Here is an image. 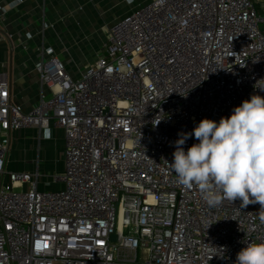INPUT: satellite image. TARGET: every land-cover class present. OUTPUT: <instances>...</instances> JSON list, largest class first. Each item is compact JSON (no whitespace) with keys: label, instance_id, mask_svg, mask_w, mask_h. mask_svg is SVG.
Listing matches in <instances>:
<instances>
[{"label":"built area","instance_id":"built-area-1","mask_svg":"<svg viewBox=\"0 0 264 264\" xmlns=\"http://www.w3.org/2000/svg\"><path fill=\"white\" fill-rule=\"evenodd\" d=\"M105 50L73 78L47 49L36 69L49 94L30 112L0 72V264H235L264 241L261 205L209 206L169 163L180 133L264 96L263 1L147 0ZM53 127L63 173L7 170L12 133Z\"/></svg>","mask_w":264,"mask_h":264},{"label":"crops","instance_id":"crops-1","mask_svg":"<svg viewBox=\"0 0 264 264\" xmlns=\"http://www.w3.org/2000/svg\"><path fill=\"white\" fill-rule=\"evenodd\" d=\"M146 2L0 0V72L9 75L12 100L24 112H30L41 95L49 94L36 69L41 60L49 58L47 49H52L53 54L65 63L73 78H79L101 56L111 26ZM5 7L6 12L3 13ZM11 149L19 161V164H10L8 156L7 170L11 172L38 171L42 175H51L60 174L65 169V135L61 128L16 131L12 133ZM54 150L57 152L55 160ZM43 159L46 162L44 168L41 166ZM59 188L55 184L39 185L40 191Z\"/></svg>","mask_w":264,"mask_h":264},{"label":"clouds","instance_id":"clouds-1","mask_svg":"<svg viewBox=\"0 0 264 264\" xmlns=\"http://www.w3.org/2000/svg\"><path fill=\"white\" fill-rule=\"evenodd\" d=\"M192 136L199 142L185 151ZM173 158L177 182L198 187L209 206L225 199H239L242 207L259 203L264 224V96L253 94L219 122L204 118L191 133H180ZM235 264H264V241L248 243Z\"/></svg>","mask_w":264,"mask_h":264},{"label":"rangeland","instance_id":"rangeland-1","mask_svg":"<svg viewBox=\"0 0 264 264\" xmlns=\"http://www.w3.org/2000/svg\"><path fill=\"white\" fill-rule=\"evenodd\" d=\"M106 52V50H105V48H103V51H102V53H105ZM9 156V161H10V164L11 163H18L19 164V161L18 160H16L15 158H14V152L12 151V149H11V151H10V154L8 155ZM54 160L57 158V152L54 150ZM52 159V158H51ZM45 159H43V160H41V166L44 168V166H45ZM16 166V165H15ZM18 167V166H17ZM6 168H7V166H6ZM13 169L14 170H19V169H21V168H15V167H13ZM21 171H22V169H21ZM44 173V172H43ZM63 173V172H62ZM61 174V173H60ZM40 190V189H39Z\"/></svg>","mask_w":264,"mask_h":264},{"label":"water","instance_id":"water-1","mask_svg":"<svg viewBox=\"0 0 264 264\" xmlns=\"http://www.w3.org/2000/svg\"><path fill=\"white\" fill-rule=\"evenodd\" d=\"M112 239L115 241L117 239L116 235H113Z\"/></svg>","mask_w":264,"mask_h":264}]
</instances>
